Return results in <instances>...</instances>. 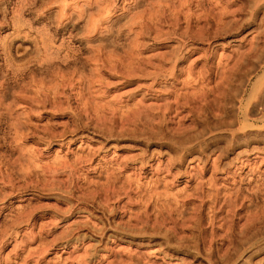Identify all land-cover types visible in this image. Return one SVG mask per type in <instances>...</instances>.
<instances>
[{"label": "rangeland", "instance_id": "rangeland-1", "mask_svg": "<svg viewBox=\"0 0 264 264\" xmlns=\"http://www.w3.org/2000/svg\"><path fill=\"white\" fill-rule=\"evenodd\" d=\"M0 264H264V0H0Z\"/></svg>", "mask_w": 264, "mask_h": 264}]
</instances>
